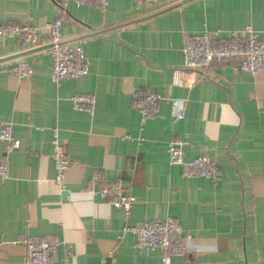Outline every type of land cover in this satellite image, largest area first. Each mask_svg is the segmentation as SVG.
I'll return each instance as SVG.
<instances>
[{"label": "crops", "instance_id": "crops-1", "mask_svg": "<svg viewBox=\"0 0 264 264\" xmlns=\"http://www.w3.org/2000/svg\"><path fill=\"white\" fill-rule=\"evenodd\" d=\"M0 0V24L41 27L63 18L65 42L81 43L89 73L56 83L53 59L15 36L0 35V122L10 123L21 146L10 152L0 177V264H26L24 236L57 240L55 264H167L162 249L147 253L125 225L174 217L193 238L186 254L168 264H264V69L235 62L205 72L183 70L187 34L217 31L215 39H241L253 26L264 39V0H190L150 17L83 38L160 9L167 0L138 8L137 0H108L101 8L75 0ZM173 4V3H171ZM164 5V6H163ZM170 5V4H169ZM13 55V56H12ZM33 65L20 78L10 67ZM164 96L155 117L142 120L137 93ZM93 94V113L76 110L72 97ZM185 99L186 116L173 115L172 99ZM58 127L73 166L56 180L52 129ZM180 142L185 158L207 155L220 171L213 181L188 178L170 163L169 145ZM9 142H0V154ZM95 173L122 184L136 197L126 215L109 197L92 193ZM66 192L67 194H64Z\"/></svg>", "mask_w": 264, "mask_h": 264}, {"label": "built area", "instance_id": "built-area-1", "mask_svg": "<svg viewBox=\"0 0 264 264\" xmlns=\"http://www.w3.org/2000/svg\"><path fill=\"white\" fill-rule=\"evenodd\" d=\"M78 4L89 3L105 8L108 0H75ZM158 0H137L138 8H148ZM182 0H167L165 5ZM164 6V5H163ZM63 18L58 17L48 23L44 28L28 23L0 24V35L15 36L26 48H35L50 44L46 48L53 59L51 78L59 83L63 79L81 77L89 73L91 61L87 57L83 44H70L64 42L62 34ZM217 31L206 30L199 34H187L183 50V69H174L173 82L175 85H184L183 70H199L205 72L208 67L215 64L235 62L242 70L256 73L264 69V39L258 36L257 30L247 25L242 29L241 39L220 41L215 39ZM11 71L20 78L31 77L33 65L25 60H20L10 67ZM2 66L0 65V73ZM164 96L157 92L137 93L134 105L146 121L155 117ZM73 108L93 113L96 108V97L93 94H77L71 99ZM173 115L179 119L186 116L185 99H172ZM53 158L57 169L56 180L63 182L66 173L72 168L73 160L69 156L60 136L58 127L52 129ZM9 142V151L0 154V177L7 178L10 169V152L21 146L20 139L13 134L10 123L0 122V142ZM169 160L171 164H178L183 168V173L188 178L196 176L206 177L217 181L220 171L209 156L203 155L192 159H186L183 146L180 142H172L169 145ZM103 180L100 173H95L89 182L88 189L92 193H99L109 197L110 202L120 208L128 215L136 202V197L124 190L121 183L107 181L100 188H96L99 181ZM131 232L136 235L139 245L151 253L157 248L162 249V261L169 262L173 255L186 254L194 249L193 238L185 236L182 227L174 217L163 220L146 221L139 225H125L119 239ZM20 243L25 249L26 264H55L57 258V240L38 239L36 237L24 236ZM64 264H68V258Z\"/></svg>", "mask_w": 264, "mask_h": 264}, {"label": "water", "instance_id": "water-1", "mask_svg": "<svg viewBox=\"0 0 264 264\" xmlns=\"http://www.w3.org/2000/svg\"><path fill=\"white\" fill-rule=\"evenodd\" d=\"M58 2H61L60 0H57ZM187 1H190V0H182V1H178V2H175L173 4H170L168 6H165V7H162L160 9H157L155 11H152L146 15H143V16H140V17H137V18H134V19H130L128 21H125V22H122V23H118L116 25H111V26H108V27H105V28H100V29H92L90 32L88 33H85L83 35H79L78 37H75L76 39L77 38H83V37H86V36H90V35H93V34H96V33H99V32H103V31H106V30H109L111 28H114V27H118V26H121V25H125V24H128V23H131V22H134V21H138V20H141V19H144V18H147V17H150L152 15H155V14H158L162 11H165L169 8H172V7H175L177 5H180V4H183ZM66 41V39H64V42ZM51 45L50 44H47V45H43V46H40V47H35V48H32V49H29L27 51H25V53H20V55H23V54H28V53H31V52H34V51H37V50H44L48 47H50ZM13 56V55H12ZM10 57H4V58H0V62L1 61H4V60H7L9 59ZM64 194H67L66 192H64Z\"/></svg>", "mask_w": 264, "mask_h": 264}]
</instances>
